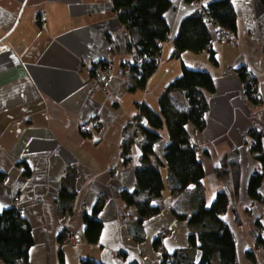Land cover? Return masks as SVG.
Returning <instances> with one entry per match:
<instances>
[{
  "label": "crops",
  "instance_id": "1",
  "mask_svg": "<svg viewBox=\"0 0 264 264\" xmlns=\"http://www.w3.org/2000/svg\"><path fill=\"white\" fill-rule=\"evenodd\" d=\"M229 1L236 14V45L219 38L218 27L207 23L214 64L208 51L174 55V40L183 21L194 15L195 4L170 0L164 13L169 32L162 62L145 88L131 90L130 74L118 76L117 71L134 52L110 0H0V211L21 209L34 242L27 264H61V258L63 264L84 259L163 264V254L178 252L200 261L198 244L189 242L193 186L171 193L168 169L162 165L164 188L154 202L157 214L142 219L122 198L123 192L135 190V170L142 164L140 133L130 143L126 162L123 157L129 125L140 104L159 111L160 96L183 66L208 72L215 88L205 94V127L186 126L199 147L206 207L226 192L228 207L222 218L233 236L236 264H264V204L247 193L249 178L260 167L248 131L264 133V6L261 0ZM242 68L256 79L260 103L248 100L237 74ZM100 72L107 73L105 91L95 85ZM182 97L180 91L170 92L171 100L185 107ZM92 120L100 128L83 134L80 125ZM157 133L154 151L163 158L168 133L165 128ZM262 146L264 150V137ZM231 151L238 152L241 167L236 197L229 180L215 171ZM156 156L150 157L152 163ZM62 188L73 197L64 202L70 210L59 205ZM260 192L264 198V177ZM99 200L102 229L98 242L91 244L84 238L83 219ZM63 230L81 237V244L74 249L63 244ZM212 264H220L218 255Z\"/></svg>",
  "mask_w": 264,
  "mask_h": 264
},
{
  "label": "trees",
  "instance_id": "2",
  "mask_svg": "<svg viewBox=\"0 0 264 264\" xmlns=\"http://www.w3.org/2000/svg\"><path fill=\"white\" fill-rule=\"evenodd\" d=\"M110 1L118 14L119 21L128 32V45L134 52L128 65V74L133 82L131 90L143 89L150 76L156 71L163 44L168 40L169 28L164 13L170 7V0ZM186 1L195 3L198 0ZM202 1L209 22L213 26L232 32L236 37V14L230 1L218 0L210 4H206L205 0ZM261 2L264 6V0ZM207 23L199 12H194V15L184 20L174 40V55L178 56L185 51L194 53L208 51L210 61L217 64L215 54L209 48L210 34ZM122 66L125 68L124 64ZM237 74L244 85L248 100L254 104L260 103L261 99L252 97L257 88L256 79L246 68L239 69ZM214 90L213 79L208 72L183 66L181 75L173 80L160 96L158 112L153 111L146 104L139 105V114L133 119L137 121L133 136L126 137V142L123 144V157L126 162L131 141L137 133L142 136L140 141L142 164L135 170L136 188L132 193H122L126 204L135 206L142 219L158 213V207L154 202L161 198L164 188L160 172L162 165H166L168 169L167 186L171 193L178 195L190 186L195 188L193 199L195 209L188 218V224L192 229L189 242L192 247L198 244L197 248L201 251L200 261L194 263L187 253L178 252L173 255L163 254V264H212V259L216 255L219 256L220 264H236L233 236L222 218L228 207V195L226 192H219L211 206L206 207L202 186L204 169L197 159L196 147L188 142L190 137L186 130L188 123L197 130L205 127L204 115L208 109L205 94L213 93ZM172 91L182 93L186 102L185 107H180L171 100ZM162 128L168 133L169 143L161 159L156 156L154 145L160 140L157 131ZM128 129L131 133V123ZM248 136L253 141L250 147L251 153L260 167L251 174L247 193L252 200L264 204L260 192L264 177L262 146L264 133L251 129L248 131ZM151 156H156L155 163L150 161ZM215 171L218 177L229 180L236 197L241 174L238 152L231 151L226 154ZM72 198V195L67 194L66 189L62 188L58 200L60 207L63 210H70V206L65 205L64 202H70ZM102 207L103 201L99 200L91 214L84 215V238L91 244L98 242L102 229L101 222L97 219ZM17 209L0 211V260L5 264H27L29 251L34 243L30 227ZM177 217L184 220L187 215H177ZM156 246H160V243L156 242ZM61 264H63L62 258ZM80 264L103 263L84 259Z\"/></svg>",
  "mask_w": 264,
  "mask_h": 264
},
{
  "label": "built area",
  "instance_id": "3",
  "mask_svg": "<svg viewBox=\"0 0 264 264\" xmlns=\"http://www.w3.org/2000/svg\"><path fill=\"white\" fill-rule=\"evenodd\" d=\"M195 12H199L202 17L204 19H206V21L208 22V24H212L211 22H209V18L207 16V12L204 10L203 8V1L202 0H198L196 1L195 3ZM43 18V16H42ZM217 30V35L219 38L221 39H224L226 40L229 44H231L232 46H235L236 45V42H235V36L232 32L230 31H226L222 28H216ZM159 63L162 62V58L159 57ZM126 63V65H125ZM124 63V66L125 68H121L120 70L117 71V75L118 76H124V75H127L128 74V65H130L129 61L125 62ZM107 77V73L106 72H100L96 75L95 77V85L100 88L101 90L105 91V88H104V80L105 78ZM254 90V89H253ZM255 91V90H254ZM109 97V96H108ZM252 97H256L258 100L261 99V95L256 91L255 93L252 95ZM137 124V121L136 120H132L131 121V126H132V130H131V133L129 135V138L133 136V129L135 127V125ZM100 128V124L97 120H92V121H88V122H85V123H82L80 125V131H82L83 134L85 135H88L90 134L92 131H97L98 129ZM125 140L123 141V144H125ZM189 144L196 147V149H198L199 147L197 146L196 142H195V139L193 137H190L189 138ZM17 200V198L15 199ZM17 212L19 214H21V209H17ZM163 235H165L166 233L163 232L162 233ZM60 240L62 241L63 244L71 247L72 249L78 247L80 244H81V237L69 232L68 230H63L60 234Z\"/></svg>",
  "mask_w": 264,
  "mask_h": 264
},
{
  "label": "rangeland",
  "instance_id": "4",
  "mask_svg": "<svg viewBox=\"0 0 264 264\" xmlns=\"http://www.w3.org/2000/svg\"><path fill=\"white\" fill-rule=\"evenodd\" d=\"M243 88H244V86H243ZM256 93L258 92V87L256 88ZM259 93V92H258ZM260 94V93H259ZM183 98V97H182ZM261 100H262V96H261ZM178 101V100H177Z\"/></svg>",
  "mask_w": 264,
  "mask_h": 264
}]
</instances>
